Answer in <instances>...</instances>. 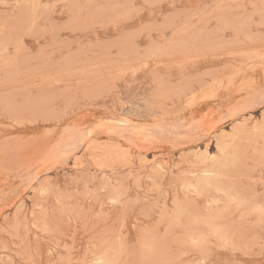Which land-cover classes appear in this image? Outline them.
Listing matches in <instances>:
<instances>
[{"label":"rangeland","instance_id":"rangeland-1","mask_svg":"<svg viewBox=\"0 0 264 264\" xmlns=\"http://www.w3.org/2000/svg\"><path fill=\"white\" fill-rule=\"evenodd\" d=\"M0 264H264V0H0Z\"/></svg>","mask_w":264,"mask_h":264},{"label":"bare ground","instance_id":"bare-ground-1","mask_svg":"<svg viewBox=\"0 0 264 264\" xmlns=\"http://www.w3.org/2000/svg\"><path fill=\"white\" fill-rule=\"evenodd\" d=\"M234 198V197H233Z\"/></svg>","mask_w":264,"mask_h":264}]
</instances>
